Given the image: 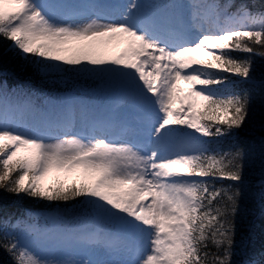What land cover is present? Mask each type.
<instances>
[{"label":"snow or ice","instance_id":"snow-or-ice-1","mask_svg":"<svg viewBox=\"0 0 264 264\" xmlns=\"http://www.w3.org/2000/svg\"><path fill=\"white\" fill-rule=\"evenodd\" d=\"M232 7L0 0V38L16 55L41 72L67 65L120 84L146 114L132 132L86 105L77 112L74 98L42 110L35 93L0 84V189L92 212L90 220L53 213L42 227L18 220L0 237L14 264H233L244 152L219 141L249 120L252 97L226 94L220 73L252 79L251 59L232 53L264 48V11ZM101 220L135 245L91 226Z\"/></svg>","mask_w":264,"mask_h":264},{"label":"trees","instance_id":"trees-1","mask_svg":"<svg viewBox=\"0 0 264 264\" xmlns=\"http://www.w3.org/2000/svg\"><path fill=\"white\" fill-rule=\"evenodd\" d=\"M232 4L230 10L234 11L239 2L234 1ZM245 4L264 7L263 0H253L252 3ZM10 44V41L0 38V80L9 90L17 85L52 92L72 90L78 86L89 89L98 86V77L77 73L67 65L63 66L65 70L58 76L38 71L31 62L34 58L22 59L10 50ZM254 47L257 53L264 52V48ZM257 53H232L237 58L251 59V80L245 81L237 76L220 73L228 76V85L224 88L226 94L232 91H247L252 97L249 120L242 128L234 130V135L221 138L219 141L224 150L244 152L245 196L236 217L237 234L232 256L233 264H246L248 260L264 261V56ZM229 183L232 182L218 181L217 186ZM30 208H37L48 216L58 212L66 220L76 218L84 220L91 213L87 205L78 201L49 203L23 194L17 197L0 189V237L5 231H13L11 225L15 224V220L28 222L33 219V216L27 213ZM250 231L254 232V243L249 242ZM0 264H14L12 256L3 247H0Z\"/></svg>","mask_w":264,"mask_h":264},{"label":"rangeland","instance_id":"rangeland-1","mask_svg":"<svg viewBox=\"0 0 264 264\" xmlns=\"http://www.w3.org/2000/svg\"><path fill=\"white\" fill-rule=\"evenodd\" d=\"M104 1H106V4H110L111 2H113L115 0H98V3H103ZM152 2L159 3V4H167L168 0H152ZM211 2H212V0H211ZM206 26L210 27L211 22L210 21L206 22L204 24V27L206 28ZM63 66H62V68H63ZM61 72H63V71L53 70V71L45 72V73L55 74L56 76H58ZM97 82L101 86H108V88L103 89L100 87L101 89L99 88L96 91H91V90H87V89H78L77 92L79 94H83V95L90 96V97H92V96L99 97L102 102L107 103V106H108L107 112L104 114H102V111L100 112V109L97 108L100 103L95 98L91 99V101H92L91 104L90 103L88 104L87 101H81V100L78 101V104H77L78 110H79L80 104H83L86 106L91 105V107H92L91 111L95 112L99 117H102V118L111 117L113 122H115L116 120H121L123 123H125V120H127L129 117V120L131 122H133L132 124L134 126H138L137 122L141 123V121L146 118V114L141 109V107L139 106V104H138L137 100L134 98V96L129 94L127 90H126V92H124V91H122V92L118 91L117 92L120 84L110 83L107 80H102L100 77L97 78ZM180 86L185 88V89L189 87V85L184 83V82H181ZM118 93H119V95L116 96ZM50 99H52V98H50ZM44 101L46 102L47 99H45ZM116 105L118 106L117 108H116ZM39 108L42 110H47L48 105H46V103L39 104ZM38 115L39 114L37 113V116ZM25 119H27L28 121H31L33 119V115L28 113L25 115ZM138 128H139V126H138ZM63 212H65V211H63ZM107 222H109V224L111 223L110 221H107ZM97 224H95V227H97ZM92 227H94V226H92ZM115 234H119L121 239L130 246H134L136 243L135 238L133 236H131L129 233H127L126 231L118 229V231H116ZM85 258H87V257H85ZM105 258H109V257H105ZM114 258L119 259L120 257H114Z\"/></svg>","mask_w":264,"mask_h":264}]
</instances>
